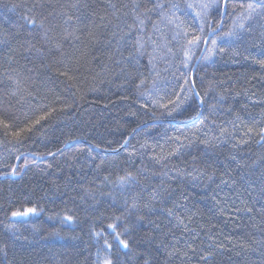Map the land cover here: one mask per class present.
<instances>
[{"label":"trees","instance_id":"obj_1","mask_svg":"<svg viewBox=\"0 0 264 264\" xmlns=\"http://www.w3.org/2000/svg\"><path fill=\"white\" fill-rule=\"evenodd\" d=\"M172 2L180 5L177 16L192 25L195 13L184 8L191 0ZM230 2L237 6L249 0ZM152 3L0 0V115L13 125L7 131L25 127L49 106L57 109L42 129L25 133L22 143L6 137L0 126V176H4L0 177V240L7 237L6 254L0 252V264H103L105 255L114 264L117 260L118 264H145L146 260L148 264H205L202 257L209 253L212 255L206 264H264V140L255 133L245 136L247 127L257 131L264 127V68L254 62L264 59V28L259 23L264 17L257 16L251 33L233 44L232 51L238 55L213 56L200 61L193 71L195 87L202 96L210 82L216 84V90H209L205 97L209 105L216 103L217 92L224 93L222 109L209 113L207 107L200 106L202 115L186 121L184 116L200 105L199 99L192 97L184 116L172 120L173 125L157 124L131 133L141 121L151 123L149 110L141 107L147 101L136 103V73L155 74L148 63L155 47L150 41L163 44L173 35L170 29L174 26H165L158 14L145 12ZM242 11L236 8L237 14ZM137 15L144 20L143 27ZM223 16L224 24L231 27L232 9ZM28 17L38 23L44 21L46 37L28 23ZM137 38L145 42L146 51L134 67L128 61L136 51ZM182 43L172 40L168 46L175 55L156 61V70L172 85L187 71L179 63L183 59L179 50ZM218 44L227 48L224 40ZM201 50H196V56ZM195 62L194 57L192 68ZM63 72L68 77L62 76ZM128 72L133 74L131 78ZM162 102L166 103L167 97ZM237 114L239 120H235ZM204 117H208L207 126L197 133L201 139L205 133L218 136L217 125L227 127L233 121L237 126L234 140L216 143L208 152L203 145H196L159 163L153 159L165 156L174 147L165 143V132L168 136L187 134L200 126ZM77 136L81 137L79 143L74 140ZM70 137L73 142L65 147L64 141ZM123 139L129 143L120 148L117 142ZM241 139L248 142L233 149L232 143ZM92 144L100 148L89 153ZM109 147L117 154L105 155ZM48 152L56 155L45 156L43 162L29 155ZM32 160H36L35 165L23 167ZM101 161L105 163L97 169ZM13 167L20 175L11 174ZM176 169L183 170L184 175ZM125 171L136 177L135 184L121 189L102 183L104 176L114 180ZM213 171L215 176L210 181L208 174ZM189 172L197 179L187 175ZM85 189L93 195L86 196ZM153 196L157 198L153 200ZM133 198L138 208L125 211L124 201L131 204ZM149 204L151 208L145 207ZM33 206L43 211L21 218L25 222L16 224L18 238L13 240L4 227L10 222L8 209ZM169 208L173 209L172 216L165 211ZM249 208L251 213L246 210ZM64 215H74L78 222L65 224L60 219ZM114 215L123 216L122 221L115 222L131 252L107 227L114 222ZM90 226L97 231L103 229L101 236L91 234ZM124 227L129 228L127 233ZM104 239L112 249H107Z\"/></svg>","mask_w":264,"mask_h":264},{"label":"snow or ice","instance_id":"obj_2","mask_svg":"<svg viewBox=\"0 0 264 264\" xmlns=\"http://www.w3.org/2000/svg\"><path fill=\"white\" fill-rule=\"evenodd\" d=\"M136 7H140V5H135ZM13 8L15 5L12 6ZM242 8L244 11L240 13H236V8ZM185 9L192 10L195 15L193 17L192 25H187L184 20H182L179 16H177V12L180 9V5L172 2V0H153L152 8H145V12H154L160 16V23L165 24V26H174L170 30L173 32L171 40L165 39L163 44H158L155 40H151L150 43L155 45L153 47L152 53L148 55V63L151 65V69L155 71L153 75V71H149L148 75L145 76L143 73H136V80L138 83L133 81L135 92H136V103L140 104L142 100L147 101L143 103L141 107L145 110H149L148 114L150 116V122L141 121L135 128H132L131 133H136L138 130L147 129L156 127L157 124H172V120L176 119L178 116H184L185 107L187 102L192 97H197L200 101V105L194 110L193 113H189L184 116L186 121H194L198 117L202 115L200 111V106H205L208 108L209 113H215L219 109L224 107V101L226 99L224 93L217 92L216 103L209 105L205 97L209 90L215 91L216 84L214 82L209 83L208 89L204 90V95L202 96L200 91L195 87V79H193V68L191 67L193 58L197 61H207L211 60L213 56L217 55H238V53L233 52V44L235 42H239L245 35H249L254 27V21L257 16L264 17V0H249V2L244 5L233 6L230 0H191V2H186L184 4ZM228 9H232L234 13V18L232 19L231 27H228L224 24V16L222 13L227 12ZM259 10V12L257 11ZM137 19L139 20V24L141 27L144 25V20L140 19V15H137ZM28 23L34 27H38L42 32H44L45 37L47 36V32L44 28V21L41 20L39 23L36 19L31 17L27 18ZM260 27L264 28V20L259 21ZM225 27L228 28L225 31ZM153 28L160 32V28L158 25L154 24ZM161 35H164L161 33ZM209 36H211V40L209 41ZM182 40L183 43L180 44L179 50L183 54V59L179 61L180 64L184 66L187 70L186 72H182L180 77L175 78L177 80L175 85H172L165 77L160 75V72L156 70L157 65L156 61L158 59H163L164 56L167 55H175L173 53V48L168 45L172 43V40ZM224 40L227 43V48L220 47L218 41ZM136 51L130 54V59L128 63L132 64L134 67L139 64V58L145 55V42L141 38H137L136 42ZM208 46L207 51H202L199 56H196V50L203 48V46ZM33 49H35L34 45H30ZM56 47H59L57 44ZM166 48V52H162V49ZM35 51L40 52V49H35ZM259 64L261 68H264V59L254 61ZM62 76L68 77L67 72L61 73ZM126 75L131 78L132 73L128 72ZM71 79V78H69ZM201 79H203L201 77ZM182 80V83L180 82ZM171 89V92L168 89ZM177 89L179 91H177ZM164 93V97L161 96V93ZM181 93L183 94V98L181 97ZM255 95V94H253ZM167 97V102L163 103L162 99ZM174 97V99L172 98ZM75 99V97H73ZM127 99V97H125ZM150 105L152 106L150 108ZM57 111L56 108L49 106L48 110L43 111L42 115L36 116L29 123L25 125V127L20 128L18 131L8 132L7 129L13 127L12 124H9L4 116L0 115V126L5 129L6 137L10 135L12 139L16 143H22L25 133H33L34 130L42 129L44 127V123L49 121V118ZM159 113V114H157ZM131 115H135V113H131ZM240 117L237 114L235 116V120H239ZM208 120V117H204L200 120V126H198L194 131L190 130L187 134L181 132L180 135L176 136H168L167 132L164 133L165 143L174 146L172 150L169 151L165 156H154L153 159L159 163L161 160H166L172 156H179L187 150L193 148L196 145H203L205 147L206 152L211 151L216 143L228 142L230 140H234L233 132L237 130V126L233 121L229 122V126H221L217 125L219 135L208 137L207 134H204V138L201 139L197 133H202L204 131V127L207 125L205 121ZM43 122V123H42ZM212 124H216L215 121H211ZM231 129V131H230ZM249 133H255L260 140H264V127H261L259 131H257L253 127H247L245 132V136H248ZM251 138V137H249ZM76 143H79L81 137L77 136L74 138ZM73 142V138L66 139L64 141L65 147L68 144ZM248 142L247 139H241L239 143H232V148L236 149L241 144H246ZM120 148L126 146L129 141L128 139H123L121 142H117ZM146 145H141V148H145ZM100 145L92 144L88 149L89 153L93 149H99ZM61 149H57V152H60ZM77 151H82L81 149H77ZM107 154H117L115 148L109 147L105 150V155ZM23 155V154H21ZM35 155L37 160L43 162V157L45 156H55L56 153L48 152L44 154H29ZM131 153L129 157H131ZM203 155V153H202ZM19 159L20 157H15ZM195 160V157H193ZM235 159V157H233ZM104 161H101L100 164L96 165L97 169H100L104 164ZM31 165L36 164V160H32L29 162H25L23 167L28 168ZM48 167H51L49 164ZM175 171L179 172L181 175H184L183 170L176 169ZM195 171V169H193ZM11 174L20 175V172L16 168H11ZM163 175H167V173H163ZM187 175L192 176V173L189 172ZM213 176H215V172L213 171L211 174H208V179L211 181ZM192 179L195 180L197 177L192 176ZM136 177L131 173L125 171V174L122 176H117L116 179H110L109 176H104L102 183L104 185H112L114 188L119 187L121 189L128 187L132 184H135ZM86 196H92L93 193L90 189H85ZM101 195H111V193H103ZM158 195V194H157ZM157 197L153 196L152 199L155 200ZM83 199V197H81ZM29 203L31 200L29 198ZM125 211L135 210L138 208V204L135 198H133L131 204L128 201H124ZM145 207L151 208V205H145ZM249 213L252 212V209H246ZM10 215L8 216V220L10 221L7 225H5V229L8 234H10L13 240L17 239V228L16 224L19 222H25L21 218H29L32 216L39 215L43 209L33 206V207H25L22 210H13L11 207L8 209ZM168 212L169 216L173 215V209H165ZM139 219H143V217H138ZM60 219L65 223H77L78 217L74 215H64L61 216ZM98 219V218H97ZM177 221L180 224H183V220L180 217H176ZM123 216H113L112 223L107 224L108 228H111L114 233V239L118 240L120 245L124 248H127L129 252L132 251L129 242L127 240L121 239L122 233L117 231L118 225L115 221H122ZM186 227V226H185ZM129 231L128 227H124V233ZM90 232L96 237L101 236L103 229L97 231L94 227L90 226ZM0 243L3 244V247H0V252H5L7 248V237L3 240H0ZM104 244L107 246V249H112L113 245L109 243L107 239H104ZM99 256V252L97 253ZM174 253H169V255H173ZM127 255V253H125ZM211 253L202 257L205 261V264L208 259L211 258ZM103 264H114L113 259H111L108 255L103 257ZM118 264V260H117ZM145 264H148V261H145Z\"/></svg>","mask_w":264,"mask_h":264},{"label":"water","instance_id":"obj_3","mask_svg":"<svg viewBox=\"0 0 264 264\" xmlns=\"http://www.w3.org/2000/svg\"><path fill=\"white\" fill-rule=\"evenodd\" d=\"M223 14H224V13H223ZM210 37H211V36H209V39H210ZM206 47H207V45H206V46H203L201 52H202V51L205 52V51H206ZM201 52H200V54H201ZM200 54H199V55H200ZM199 62H200V61H197V60H196V62H195V66H194V68H193V71H195V68H196V66L198 65ZM45 158H46V157H44L43 159H45ZM0 177H4V176H0Z\"/></svg>","mask_w":264,"mask_h":264},{"label":"bare ground","instance_id":"obj_4","mask_svg":"<svg viewBox=\"0 0 264 264\" xmlns=\"http://www.w3.org/2000/svg\"><path fill=\"white\" fill-rule=\"evenodd\" d=\"M224 15V14H223Z\"/></svg>","mask_w":264,"mask_h":264}]
</instances>
